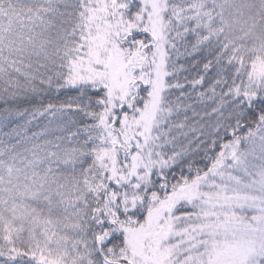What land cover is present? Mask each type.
I'll use <instances>...</instances> for the list:
<instances>
[{
	"label": "snow or ice",
	"instance_id": "6c2138e0",
	"mask_svg": "<svg viewBox=\"0 0 264 264\" xmlns=\"http://www.w3.org/2000/svg\"><path fill=\"white\" fill-rule=\"evenodd\" d=\"M0 264H264V0H0Z\"/></svg>",
	"mask_w": 264,
	"mask_h": 264
}]
</instances>
